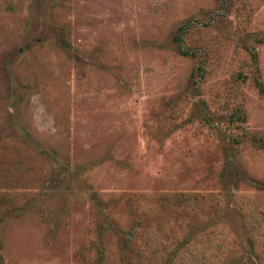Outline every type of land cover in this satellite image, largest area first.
Here are the masks:
<instances>
[{
  "label": "rangeland",
  "instance_id": "1",
  "mask_svg": "<svg viewBox=\"0 0 264 264\" xmlns=\"http://www.w3.org/2000/svg\"><path fill=\"white\" fill-rule=\"evenodd\" d=\"M0 264H264V0H0Z\"/></svg>",
  "mask_w": 264,
  "mask_h": 264
}]
</instances>
